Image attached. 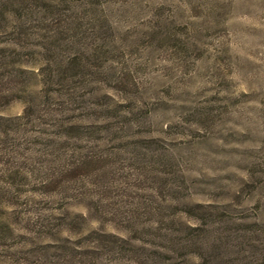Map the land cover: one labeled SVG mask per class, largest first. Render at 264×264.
Instances as JSON below:
<instances>
[{
  "label": "rangeland",
  "instance_id": "rangeland-1",
  "mask_svg": "<svg viewBox=\"0 0 264 264\" xmlns=\"http://www.w3.org/2000/svg\"><path fill=\"white\" fill-rule=\"evenodd\" d=\"M60 6L80 65L60 79L52 54L19 56L76 96L59 117L83 126L61 139L34 111L11 136L34 171L0 191V264H264V0ZM56 151L82 159L79 180L37 190Z\"/></svg>",
  "mask_w": 264,
  "mask_h": 264
},
{
  "label": "trees",
  "instance_id": "trees-1",
  "mask_svg": "<svg viewBox=\"0 0 264 264\" xmlns=\"http://www.w3.org/2000/svg\"><path fill=\"white\" fill-rule=\"evenodd\" d=\"M34 1L15 0L9 10L6 8L0 10V16L4 20V22H0V30L4 31L1 34H12L11 41L2 44L3 42L0 40V103H6L12 99H23L26 103L22 114L15 117L0 116V181L6 184L4 187L0 185V191H3L4 194L9 192L8 189L12 185L11 183L15 184L21 180L27 181L30 174L34 171L29 166V157L23 156L19 152L18 144L14 143L13 138H11L12 135L17 134L18 136L20 134L19 131L23 130L20 126L21 123L23 124L21 122L22 119L26 118L28 120V116L36 111L37 115L44 119V124L56 128V130L52 131L43 129L42 132L49 134L52 132L58 136L62 135L59 136L62 137L61 139L72 137L69 132L72 129L83 126V124L73 121L65 124L64 120H62L63 118L59 117L60 113L65 110L69 109L71 111V108L63 105L68 102L64 97L69 100H75L76 96L73 97L68 91L61 92L60 88L51 90L48 85L51 72L46 73L44 77V69L38 72L41 67L34 68L31 65L24 64L27 60H23L19 56L22 48H29L31 53L34 54L36 52L41 56H46L50 53L61 68L58 72L60 79L72 74V72H68V69L73 66L78 67L81 63V58L76 54L66 55L62 53L67 48L71 49L72 43H76V39L68 33L72 22L69 15H66L60 6H67L71 0H57L60 2L56 0H40V6L44 14L42 16L44 25L40 27H38L37 21L31 22V15L36 11L37 6ZM46 13H48V16H46ZM50 13L55 14L56 19L54 21L49 19ZM6 15H11V17L16 19V22L10 26L9 32H6L8 31L7 27H9V24H5ZM49 22L50 24H48ZM82 51L79 50L80 53ZM32 73H35L40 79L34 83H29L26 80L27 78L24 77L25 75L22 74ZM51 92L54 95L56 92L57 95L63 96V99L60 102H52L53 96L51 95L53 94L49 95ZM38 97H40L42 102L40 105L36 103ZM106 107L108 108L109 106ZM47 116L50 117L46 118ZM57 153H59L58 158L55 155L56 158L54 160H57L58 164L52 167L49 166L46 169L45 176L36 181V185L39 186L37 190H42L49 186L53 187L55 191L65 190L70 187V180H79L77 171L81 169L82 159H73L71 153L69 154V159H64V156L67 155L66 152ZM5 226L9 227L8 224H5Z\"/></svg>",
  "mask_w": 264,
  "mask_h": 264
}]
</instances>
